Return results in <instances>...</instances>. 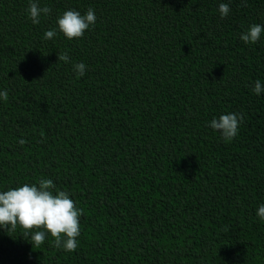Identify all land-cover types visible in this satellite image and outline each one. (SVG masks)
Masks as SVG:
<instances>
[{"label":"trees","instance_id":"16d2710c","mask_svg":"<svg viewBox=\"0 0 264 264\" xmlns=\"http://www.w3.org/2000/svg\"><path fill=\"white\" fill-rule=\"evenodd\" d=\"M37 2L33 24L29 0H0V191L53 180L81 235L67 252L0 228V264H264V33L240 39L264 0ZM89 8L67 39L58 17ZM229 113L226 142L210 122Z\"/></svg>","mask_w":264,"mask_h":264},{"label":"clouds","instance_id":"9594fccd","mask_svg":"<svg viewBox=\"0 0 264 264\" xmlns=\"http://www.w3.org/2000/svg\"><path fill=\"white\" fill-rule=\"evenodd\" d=\"M218 10L221 18L227 17L231 11L228 3H220ZM51 11L48 6L40 7L37 0H29L28 15L33 24L40 23L42 13L50 15ZM96 19L93 8H89L85 14L74 9L67 10L57 19L58 29L69 40L79 39L90 26L95 25ZM262 33L264 25L252 24L241 34L240 39L245 43L254 44L260 40ZM56 34L55 29L47 30L44 38L51 40ZM58 61L69 63V54L58 53ZM85 70L84 63L73 64V71L78 77L83 76ZM253 92L257 95L264 92V85L260 80L255 81ZM8 95L7 90L0 91V99L7 101ZM243 121L242 113H229L221 115L218 119L214 118L210 127L219 131L222 139L227 142L238 135L239 126ZM41 135L43 136V133ZM19 143L23 146L26 141L21 139ZM54 189L53 180L41 178L38 184L25 183L0 191V228L9 233L14 232L17 227L21 228V235L33 244L34 249L43 245L50 235L54 238V247L57 249L75 251L78 247L77 238L81 235L80 217L83 210L76 206V202L66 191L54 192ZM257 216L264 221V203L259 205Z\"/></svg>","mask_w":264,"mask_h":264}]
</instances>
